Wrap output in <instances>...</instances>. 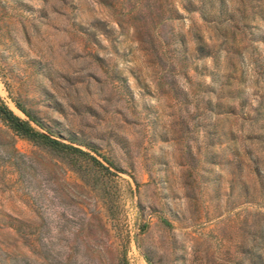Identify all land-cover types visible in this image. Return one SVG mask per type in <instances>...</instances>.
<instances>
[{
    "label": "rangeland",
    "instance_id": "rangeland-1",
    "mask_svg": "<svg viewBox=\"0 0 264 264\" xmlns=\"http://www.w3.org/2000/svg\"><path fill=\"white\" fill-rule=\"evenodd\" d=\"M213 1L0 0V99L107 168L0 119V264L264 260V0Z\"/></svg>",
    "mask_w": 264,
    "mask_h": 264
},
{
    "label": "trees",
    "instance_id": "trees-1",
    "mask_svg": "<svg viewBox=\"0 0 264 264\" xmlns=\"http://www.w3.org/2000/svg\"><path fill=\"white\" fill-rule=\"evenodd\" d=\"M218 1V5L216 7V13L218 16L226 15L225 20H230V17H227V11L225 9L224 0H215ZM209 2L214 5V1L209 0ZM16 108L25 116V118L17 115L11 108H9L1 99H0V119L4 121L14 132L18 135L34 142L41 143L46 146L51 147L56 150H67L75 155H84L83 157L90 160L93 164L101 167L103 169H107L104 165L100 163L95 157L89 154L87 151H83L82 149L75 147L70 144H66L55 139H52L46 135H43L38 129L35 128V125L43 126L41 121L34 115L31 111L15 102ZM81 145V144H80ZM89 150L94 152L95 149L91 147V145L86 146ZM143 230V229H142ZM247 264H264V260L261 254L257 253H249L246 258Z\"/></svg>",
    "mask_w": 264,
    "mask_h": 264
},
{
    "label": "water",
    "instance_id": "water-1",
    "mask_svg": "<svg viewBox=\"0 0 264 264\" xmlns=\"http://www.w3.org/2000/svg\"><path fill=\"white\" fill-rule=\"evenodd\" d=\"M43 135H46V136H48V137H50V138H52V139H55V140H57V141H60V142H63V143H66V144H70V145H73V146H77V145H75V143L74 142H72V141H68V140H60V139H58V138H55L54 137V135L52 134V133H50V132H48V131H46V130H44L41 126H38V125H35V124H33ZM81 146V145H80Z\"/></svg>",
    "mask_w": 264,
    "mask_h": 264
}]
</instances>
